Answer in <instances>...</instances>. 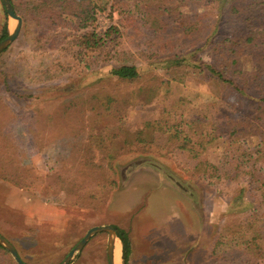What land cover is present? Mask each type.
I'll return each mask as SVG.
<instances>
[{"label": "rangeland", "instance_id": "obj_1", "mask_svg": "<svg viewBox=\"0 0 264 264\" xmlns=\"http://www.w3.org/2000/svg\"><path fill=\"white\" fill-rule=\"evenodd\" d=\"M216 3L197 8L218 16L226 2ZM131 7L115 4L109 16L108 3L98 11L89 30H119L99 49L80 50L73 38L82 30L59 26L53 40L36 21L22 20L19 35L0 54V234L29 264H59L91 226L132 219L128 264H238V258L214 254L212 246L220 227L252 212L246 179L210 186L193 170L201 161H215L218 150L192 157L165 145L161 131H145L147 148L135 136L144 121L160 118L164 97L186 99L185 112L195 115L219 95L218 85L192 74L165 84L171 71L146 54L153 33L137 13L125 12ZM1 10L0 1V27ZM6 21L13 29L15 20ZM195 50H187V61L208 60L203 45ZM121 62L135 65L139 80L111 75ZM243 65L248 69L247 60ZM225 103L237 119L235 95ZM102 132L103 152L94 142ZM245 143L254 148L258 139L246 136ZM106 235H93L69 264H108ZM5 257L15 263L7 251ZM3 258L0 251V264H6Z\"/></svg>", "mask_w": 264, "mask_h": 264}, {"label": "trees", "instance_id": "obj_2", "mask_svg": "<svg viewBox=\"0 0 264 264\" xmlns=\"http://www.w3.org/2000/svg\"><path fill=\"white\" fill-rule=\"evenodd\" d=\"M10 1L25 24L29 20L36 21L53 40L56 36L51 32L59 26L82 30L74 35L73 40L80 50L85 51L99 49L107 37L119 31L115 25L109 26L102 34L89 30L88 27L97 19L98 11L106 10L109 3L108 15L111 16L115 4L132 2V7L125 12L137 13L142 26L153 33L151 48L146 54L165 62L171 71L163 81L165 84L169 80L182 81L189 74L216 82L219 95L207 102L201 113L187 114V100L182 97H164L160 118L144 121L135 136L142 143V148H147L150 145L145 131H161L167 134L165 145L185 150L192 157L211 149L218 150L215 161L199 162L193 174L210 186L244 177L253 207L252 212L237 224L219 228L212 252L238 258V264H264V0H225L226 5L218 16L206 9L199 11L197 7H213L219 0ZM184 7L187 11L183 10ZM1 11L4 20L0 27V40L9 32L3 6ZM201 45L208 60L199 62L196 58L194 62L187 61V50H198ZM243 60L248 61V69L244 68ZM110 74L129 83L140 78L136 66L124 62L112 67ZM231 94L236 97V109L240 113L237 119L231 116L225 105ZM156 95L157 91L146 101H153ZM103 134L97 135L94 141L102 145L101 152L106 146ZM246 136L257 138L258 145L247 147ZM90 146L82 144L87 153L93 150ZM92 158L95 154L90 155L87 161L94 162ZM5 179L17 185L32 186V181L23 184L15 177ZM113 227L122 245V264H128L130 227ZM0 251L6 264H15L5 257L6 251L1 246Z\"/></svg>", "mask_w": 264, "mask_h": 264}, {"label": "water", "instance_id": "obj_3", "mask_svg": "<svg viewBox=\"0 0 264 264\" xmlns=\"http://www.w3.org/2000/svg\"><path fill=\"white\" fill-rule=\"evenodd\" d=\"M2 6L4 7L6 14L8 17H11L15 20V25L13 29L8 30V34L6 37L0 40V52L5 50L19 35L21 25H22V18L18 15L11 3L10 0H0ZM106 232V257L108 264H114V249L115 243L119 240L120 244L121 241L116 235V231L112 224H98L93 225L88 228L85 234L78 240V242L67 252L63 260L59 264H69L70 260L78 253L88 242V240L99 232ZM0 246L3 247L13 258L16 264H28L22 260L19 256L15 246L7 240L3 235L0 234ZM122 251V245H121ZM122 264V263H121Z\"/></svg>", "mask_w": 264, "mask_h": 264}, {"label": "crops", "instance_id": "obj_4", "mask_svg": "<svg viewBox=\"0 0 264 264\" xmlns=\"http://www.w3.org/2000/svg\"><path fill=\"white\" fill-rule=\"evenodd\" d=\"M113 225V224H112ZM114 225L120 226V227H124L125 229H127L128 227H130L129 231H130V236H131V257H132V251H133V244H135V239H134V230H135V226L133 224L132 219H130L128 222L124 223H114ZM120 243V242H119ZM121 246V245H120ZM122 254V251H121ZM121 263H122V258H121Z\"/></svg>", "mask_w": 264, "mask_h": 264}, {"label": "bare ground", "instance_id": "obj_5", "mask_svg": "<svg viewBox=\"0 0 264 264\" xmlns=\"http://www.w3.org/2000/svg\"><path fill=\"white\" fill-rule=\"evenodd\" d=\"M120 259H121V246L119 241L117 240L114 249V264H119Z\"/></svg>", "mask_w": 264, "mask_h": 264}]
</instances>
